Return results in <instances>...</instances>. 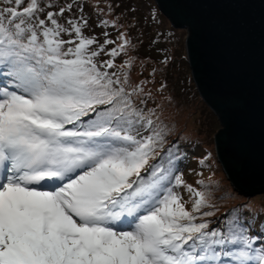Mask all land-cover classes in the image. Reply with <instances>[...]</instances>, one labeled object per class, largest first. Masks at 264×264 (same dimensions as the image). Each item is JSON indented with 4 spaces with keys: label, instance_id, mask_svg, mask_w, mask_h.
<instances>
[{
    "label": "snow or ice",
    "instance_id": "6c2138e0",
    "mask_svg": "<svg viewBox=\"0 0 264 264\" xmlns=\"http://www.w3.org/2000/svg\"><path fill=\"white\" fill-rule=\"evenodd\" d=\"M123 2L0 0V264H264V208L184 178L174 57Z\"/></svg>",
    "mask_w": 264,
    "mask_h": 264
},
{
    "label": "water",
    "instance_id": "95a60500",
    "mask_svg": "<svg viewBox=\"0 0 264 264\" xmlns=\"http://www.w3.org/2000/svg\"><path fill=\"white\" fill-rule=\"evenodd\" d=\"M183 41L190 77L221 127L215 159L245 196L264 192V0H153Z\"/></svg>",
    "mask_w": 264,
    "mask_h": 264
},
{
    "label": "rangeland",
    "instance_id": "374dc122",
    "mask_svg": "<svg viewBox=\"0 0 264 264\" xmlns=\"http://www.w3.org/2000/svg\"><path fill=\"white\" fill-rule=\"evenodd\" d=\"M148 3H145L143 6L138 0H134L133 4H136L139 7L135 13H129V16H135L137 20L141 23L140 28L144 33L145 43L148 41V31L151 32L152 29L160 28L159 30L164 29L165 27H172L174 33L178 38V45L175 47L171 45V49H169V53L174 57V62L171 64L169 68V78L168 84L169 89L175 95L177 101L179 102V110L174 109L172 107H167L165 111L164 118L167 120H175L176 128L173 132V138L180 134L184 137H191L193 144L190 149H186L189 153L188 159H186L182 165L181 169L184 173V178L187 182L192 183L196 179H205L207 182V178L211 177L213 181H215L220 188H224V186L229 187L232 191H236L230 181L226 177L224 171L221 168V165L215 159L214 153V142H213V134L221 127L219 124L218 118L216 114L212 111V109L207 105V103L201 98L198 94L197 89L190 77L189 67L186 62V56L184 52V36H185V28L183 27H174L172 26L167 17H165L157 8L153 0H147ZM153 4L156 8L155 16L159 17L156 20H150L149 24L143 23V18L140 17L141 12L146 13L144 8H147ZM141 6V7H140ZM118 11H120L118 9ZM154 13V11H153ZM152 19V18H151ZM145 21V20H144ZM166 34V33H165ZM169 34V33H168ZM169 36V35H168ZM167 38V36H166ZM160 43L167 42V39L160 38ZM171 43V41H169ZM141 54H149V52L145 49V47L141 50ZM150 55V54H149ZM152 56H155V52L152 53ZM179 59V65L175 62ZM183 61L185 64H183ZM188 77L190 82L188 83ZM184 81V82H183ZM191 84V85H190ZM186 85H189L186 87ZM184 86V87H183ZM207 153H211L209 160L206 162L204 166L198 165L197 161L193 159V156H201ZM189 169H193L196 172H203L202 177H197L193 173L189 172ZM179 191L183 192V189ZM237 193L245 196L244 194L236 191ZM185 198H187V194L184 193ZM251 196H255L258 200L264 203V192H257ZM258 200H256L258 202Z\"/></svg>",
    "mask_w": 264,
    "mask_h": 264
},
{
    "label": "trees",
    "instance_id": "16d2710c",
    "mask_svg": "<svg viewBox=\"0 0 264 264\" xmlns=\"http://www.w3.org/2000/svg\"><path fill=\"white\" fill-rule=\"evenodd\" d=\"M134 0H124V2H123V4H122V8L123 9H127V8H129V7H135L136 8V11L137 10H139V7L136 5V4H133L134 2H133ZM139 2H141V3H144V4H142L143 6L145 5V3H148V1L147 0H138ZM141 7V6H140ZM142 8V7H141ZM141 8H140V10H141ZM145 10H146V13H143V12H141V14H140V17H142L143 18V20H142V22L143 23H150L149 21L150 20H152L153 21V19H151L152 18V16H155V12H156V8H155V6L153 5V4H150V6H148L147 8H144ZM139 10V11H140ZM153 11H154V13H153ZM156 14H157V12H156ZM148 17V19L147 20H145L144 19V17ZM159 16L158 15H156L155 16V20L158 18ZM145 20V21H144ZM140 25H141V23H140ZM160 28H158V30L155 28V29H152L151 30V32H147L148 33V35H146V36H148V41L145 43V49L147 50V44H148V42H149V40L151 39V38H153L154 36H155V34H156V32H161L162 33V35H161V37L160 38H165V39H167V42H165V43H160L159 45H158V47H161V48H166V49H168V51H169V49H171V48H169V47H171V45H173V46H177L178 45V38H177V36H176V34L174 33V31L172 30L173 28L172 27H165L164 29H162V30H159ZM166 33V34H165ZM169 33V34H168ZM169 35V36H168ZM166 36H167V38H166ZM169 41H171V43H169ZM177 48V47H176ZM148 51V50H147ZM152 53L153 52H150L149 54L150 55H152ZM171 53H172V49H171ZM170 53V54H171ZM156 55V54H155ZM155 57V56H154ZM176 63H177V65H179V59L178 60H176L175 61ZM183 64H185V62L183 61ZM184 82V81H183ZM190 82V79H189V77H188V83ZM191 85V84H190ZM189 85H186V87H188ZM184 87V86H183ZM221 189V191L220 192H217V195H221V194H223L227 199H225L224 201H221L220 203L222 204V207H221V211H224L225 210V208H228V207H231V206H233V205H239V204H249V205H251L252 206V208L255 210V209H261V208H264V203L262 202V201H260V200H258L257 198H255V196L253 197V196H248V197H244L243 195H241V194H239V193H237L236 191H232V189L231 188H229V187H227L226 188V186H224V188L222 187V188H220ZM256 200H258V202L256 201ZM219 214V213H218Z\"/></svg>",
    "mask_w": 264,
    "mask_h": 264
}]
</instances>
